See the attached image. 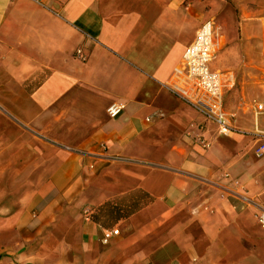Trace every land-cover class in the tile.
Instances as JSON below:
<instances>
[{"label":"crops","instance_id":"obj_1","mask_svg":"<svg viewBox=\"0 0 264 264\" xmlns=\"http://www.w3.org/2000/svg\"><path fill=\"white\" fill-rule=\"evenodd\" d=\"M208 22L229 135L181 95ZM261 103L264 0H0V264H264Z\"/></svg>","mask_w":264,"mask_h":264},{"label":"built area","instance_id":"obj_2","mask_svg":"<svg viewBox=\"0 0 264 264\" xmlns=\"http://www.w3.org/2000/svg\"><path fill=\"white\" fill-rule=\"evenodd\" d=\"M215 53V29L213 23L208 22L198 31L194 42L183 57V72L186 75L187 87L182 90L181 95L216 124L220 134L229 135L235 129L231 126L223 108V78L220 74L213 72L210 67ZM77 56L86 60L81 50L77 52ZM123 110V105L114 104L108 108L107 113L110 118L114 119L119 117ZM257 111L259 114H264V103L258 104ZM257 135L264 140V132L257 133ZM204 147L208 148L209 144L204 143ZM256 155L264 156V144L257 149ZM259 222L264 226V215L260 216ZM119 234V229L106 231L103 243L108 244L113 237Z\"/></svg>","mask_w":264,"mask_h":264}]
</instances>
